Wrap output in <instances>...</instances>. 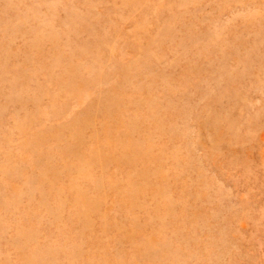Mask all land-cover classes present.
I'll list each match as a JSON object with an SVG mask.
<instances>
[{
	"label": "rangeland",
	"instance_id": "1",
	"mask_svg": "<svg viewBox=\"0 0 264 264\" xmlns=\"http://www.w3.org/2000/svg\"><path fill=\"white\" fill-rule=\"evenodd\" d=\"M0 264H264V0H0Z\"/></svg>",
	"mask_w": 264,
	"mask_h": 264
}]
</instances>
